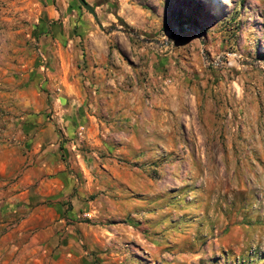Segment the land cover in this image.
Instances as JSON below:
<instances>
[{"label":"rangeland","instance_id":"rangeland-1","mask_svg":"<svg viewBox=\"0 0 264 264\" xmlns=\"http://www.w3.org/2000/svg\"><path fill=\"white\" fill-rule=\"evenodd\" d=\"M86 1L0 0V264H264V0Z\"/></svg>","mask_w":264,"mask_h":264},{"label":"water","instance_id":"water-1","mask_svg":"<svg viewBox=\"0 0 264 264\" xmlns=\"http://www.w3.org/2000/svg\"><path fill=\"white\" fill-rule=\"evenodd\" d=\"M77 1L89 14L92 15V17H93L94 21L96 22V24L98 25V27L102 31H104L105 33H108L110 31L115 30V31H122V32H124L126 34H130V35L136 36L137 38H140V36L138 34L134 33L133 31L129 30L128 28H121V27H119L117 25H114V24H111L107 28H105L103 26V24L99 21L97 12H96L95 8L91 4H89L86 0H77ZM191 29L192 28L187 27V26H181L179 28V31L183 32V31H188V30H191ZM193 30L195 32H197L196 29H193Z\"/></svg>","mask_w":264,"mask_h":264},{"label":"bare ground","instance_id":"bare-ground-1","mask_svg":"<svg viewBox=\"0 0 264 264\" xmlns=\"http://www.w3.org/2000/svg\"><path fill=\"white\" fill-rule=\"evenodd\" d=\"M212 5L214 8H217L220 5V3L218 2V3L212 4Z\"/></svg>","mask_w":264,"mask_h":264}]
</instances>
